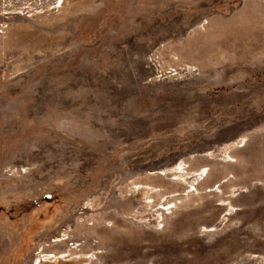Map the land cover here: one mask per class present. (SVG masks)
Returning a JSON list of instances; mask_svg holds the SVG:
<instances>
[{
    "label": "rangeland",
    "instance_id": "1",
    "mask_svg": "<svg viewBox=\"0 0 264 264\" xmlns=\"http://www.w3.org/2000/svg\"><path fill=\"white\" fill-rule=\"evenodd\" d=\"M0 264H264V0H0Z\"/></svg>",
    "mask_w": 264,
    "mask_h": 264
},
{
    "label": "bare ground",
    "instance_id": "2",
    "mask_svg": "<svg viewBox=\"0 0 264 264\" xmlns=\"http://www.w3.org/2000/svg\"><path fill=\"white\" fill-rule=\"evenodd\" d=\"M226 34V33H225ZM232 35H234V34H232ZM226 38V37H225ZM226 40V39H225ZM238 43V42H237ZM240 44V43H239Z\"/></svg>",
    "mask_w": 264,
    "mask_h": 264
}]
</instances>
